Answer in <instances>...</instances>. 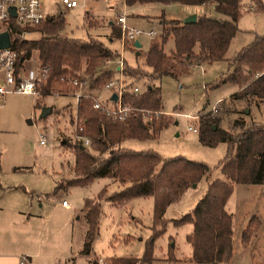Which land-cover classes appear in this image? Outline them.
<instances>
[{"label":"trees","instance_id":"obj_1","mask_svg":"<svg viewBox=\"0 0 264 264\" xmlns=\"http://www.w3.org/2000/svg\"><path fill=\"white\" fill-rule=\"evenodd\" d=\"M256 10L264 11L261 0H251ZM127 6L134 3H179L200 5L213 3V10L226 18L202 14L192 23L167 20L160 16V45L150 46L144 56L149 71L142 74L147 81L163 76L176 77L187 70L188 65L211 63L223 59L230 40L237 31L240 17V0H124ZM63 25L61 13L46 17L38 23L39 37L21 38L10 34V47L17 53L15 68L22 67L32 51L36 52L38 67H48L45 80L36 86V92L48 94L73 92L75 88L60 81L61 78L83 77L88 90H98L114 78V69H105L108 61L119 54L97 39L80 40L59 33ZM31 29V28H30ZM112 35V36H111ZM110 40L119 38V28L112 26ZM168 39L172 48L166 53L162 46ZM232 66L221 81H229L238 89L227 98L219 100L214 111L198 115V141L207 146L224 143L226 154L218 161L222 179L207 183L205 193L198 199L190 213L171 220L175 226L189 223L190 231L185 240L190 246L189 261L194 263L228 264L232 257L231 215L224 204L234 184H261L264 187V123L251 117L254 108L264 104V35L240 48L230 59ZM122 73L139 77L136 68L122 62ZM130 87V84L128 85ZM127 90L121 100L134 108L161 111L159 86L147 83L136 95ZM92 96L82 94L77 101V116L84 120V134L90 140L89 148H81L69 141L73 155L71 175L57 181L54 193L71 186H83L94 178H110L121 188L111 192L105 200L120 204L137 197H151V235L145 242L139 258L108 257L104 264H151L154 239L164 231L167 223L162 218L165 208L181 194L207 175L206 164L181 156L160 158L152 150L136 151L117 144L123 138L143 140L156 136L169 118L160 114L156 121L144 123L139 113L124 121H113L92 109ZM224 120L226 127L220 126ZM69 147V146H68ZM264 196V188H263ZM99 198L84 199L82 211L86 230L82 236L80 253L88 254L96 235L99 214ZM257 219L251 216L240 233V242L246 245L257 227ZM264 262V254H263ZM92 264H95L93 261Z\"/></svg>","mask_w":264,"mask_h":264},{"label":"rangeland","instance_id":"obj_2","mask_svg":"<svg viewBox=\"0 0 264 264\" xmlns=\"http://www.w3.org/2000/svg\"><path fill=\"white\" fill-rule=\"evenodd\" d=\"M72 1L76 5L64 9L61 0H41L45 18L60 12L63 19L60 34L80 40L98 39L115 50L125 66L141 72L137 78L138 87L145 88L147 82L146 79L143 80L142 74L147 67L144 55L150 46L160 45V20L154 18L146 21L131 16L130 11L125 10L124 0ZM261 2L264 6V0ZM179 6H168L164 10V17L180 18ZM240 6L237 31L222 60L201 63L198 67L188 65V70L176 77L163 76L156 80L162 115L169 118L166 125L156 136L143 140L128 138L120 142L121 147L136 151L150 149L160 158L181 156L204 163L209 168L208 174L193 184L194 187L187 188L176 201L165 208L162 218L167 223L164 231L152 243L151 264H221L187 261L191 250L185 236L191 225L185 223L175 226L171 220L190 213L205 193L207 183L223 178L218 161L226 154L227 146L224 143L203 145L198 141L197 132L187 131L186 127H197L199 114L211 111L217 101L227 98L235 91L234 83L221 81L232 69L228 59L241 47L250 44L255 36L264 35V11L256 10L251 0H240ZM89 8L91 14L87 15ZM121 12L127 13V27L154 32L151 37L136 36L139 48H122L117 38H107L109 25L101 17ZM204 12L209 16L226 18L217 14L213 8ZM98 18L104 25L97 23ZM112 25L113 28H118L115 19ZM38 31V27L26 28L20 37L35 39L40 35ZM171 48L172 41L169 39L162 49L167 53ZM114 64H117L116 59L106 62L105 67L111 66L112 69ZM38 68L36 52L32 51L29 58L23 61L20 76L34 75ZM36 95L37 92L35 95L9 93L0 99V185H14L26 191H34L32 199L40 216L38 233L42 235L50 253L63 257L65 254L62 252H68L70 246V250H75L73 264H88V261H95V258H101L104 263L106 258L113 256L141 257L145 242L152 233L151 197H137L112 204L105 197L121 186L118 183L107 186L106 178H94L86 185L67 187L54 193L57 181L71 175L73 155L68 142L74 141L71 136L72 127L69 126L73 98L69 95L49 94L40 101L38 99L41 98ZM42 105L51 107V112L41 118ZM152 115L151 121H156L160 116ZM251 117L255 122L264 123V104L254 108ZM220 126L225 128L226 122L222 120ZM38 134L45 136L47 142L44 146L37 144ZM263 188L261 184H234L226 199L224 209L232 218V257L228 264H264ZM92 198H99L96 235L90 252L78 255L76 251L80 249V245L76 232L71 236V224L77 222V215L83 218L81 208L84 199ZM62 200L67 203V207L61 206ZM251 216L257 219L258 225L249 242L243 245L240 233ZM173 258L176 259L175 263L171 261Z\"/></svg>","mask_w":264,"mask_h":264},{"label":"built area","instance_id":"obj_3","mask_svg":"<svg viewBox=\"0 0 264 264\" xmlns=\"http://www.w3.org/2000/svg\"><path fill=\"white\" fill-rule=\"evenodd\" d=\"M61 4L64 9L74 7L76 4L72 0H61ZM9 8H13L11 11ZM45 19L41 0H0V32L6 31L10 37V34H17V29L22 30L19 36L24 32L26 28H32ZM115 23L119 28V42L122 48L130 47L134 49L133 42L136 40V36L144 35L151 37L153 31H141L136 30L125 25V14L121 12L115 18ZM17 53L15 49L10 47L0 49V99L9 93L17 94H30L35 95L36 86L46 78L48 67L38 68L34 75L20 76L21 67L15 68ZM122 59L118 56L116 59L118 78L111 79L105 83L102 88L96 90L92 96V109L99 111L105 116L109 117L113 121H124L129 116L139 113L144 123H149L153 117L152 114L158 116L162 114L161 111H151L144 108H134L125 104L121 100V95L127 90V84L121 79L122 74ZM116 70V69H115ZM61 82L75 88L72 96L75 100V108L72 114V131L71 136L73 140L78 143L81 148H89L90 140L84 134V120L77 116V101L78 98L85 94L81 92V89L85 86V80L83 77L78 78H61ZM133 94H137L140 90L136 86H130L128 89ZM115 94L116 99L111 100V95ZM214 111V107L211 109ZM188 116V115H187ZM196 119V117H193ZM187 131L192 133L197 132L196 126H187ZM47 140L44 135L38 134L37 144L44 146ZM62 206H67L64 200L61 201ZM17 264H28V260L25 256H19ZM95 264H104L101 258L95 259Z\"/></svg>","mask_w":264,"mask_h":264},{"label":"crops","instance_id":"obj_4","mask_svg":"<svg viewBox=\"0 0 264 264\" xmlns=\"http://www.w3.org/2000/svg\"><path fill=\"white\" fill-rule=\"evenodd\" d=\"M124 5L126 8L125 10L127 11V9H128L130 11L131 16H136L141 20L148 21V20H151L154 18L160 20V16H162L164 19L177 20L181 23H182V20L186 16L194 15L195 19H196L197 16L202 15V14H206L204 12L205 10H209V9L213 8V3H205V4H200V5H185V4H179V3H164V4H162V3H134L130 6H127L124 2ZM171 5H178V6L180 5L179 6L181 8V10H180V12H181L180 16L181 17L180 18H178V17L165 18L164 17V10L167 9V7L171 6ZM239 7L241 10L240 3H239ZM86 13H87V15H90L91 9L89 8V10L86 11ZM116 14H118V13H113L111 15L101 17V19H104L105 23H107L109 25L108 34L106 35L108 39H110L112 26H113L112 23H113L114 19L116 18L115 17ZM126 15H127V13L125 14V16ZM99 19L100 18L97 19V21H98L97 23L104 25L103 23H101L99 21ZM160 24H161V20H160ZM97 25H99V24H97ZM161 27H162V25H161ZM231 40L229 42V45L231 43ZM229 45H228V47H229ZM153 46H155V45H153ZM156 46H158V45H156ZM139 47H140V45L138 47H134V49L139 48ZM228 47H227V49H228ZM127 49L134 50V49H131L130 47H127ZM227 49H226V51H227ZM226 51H225V53H226ZM225 53H224V55H225ZM224 55H223V58H224ZM200 64L192 63V64H190V66L192 65V66L198 67V66H200ZM104 68L110 70L111 66L106 68L104 65ZM112 69L117 70V64H114ZM21 70H22V67H21ZM143 71L147 72V71H149V68H146ZM116 78H118L117 72H115V74H114V79H116ZM121 79L127 84V86L129 84H130V86H136L140 91H142L144 89V88L138 87L139 81H137L138 79H135L134 77H128L122 73ZM144 79H146V78L143 77V80ZM145 82L157 85L155 79L152 81L146 80ZM129 88L130 87H128V89ZM237 89H238V87L236 85L235 91ZM235 91H233V92H235ZM81 92L94 94L96 92V90L90 91L86 88V86H84L81 89ZM55 94L69 95L70 97L73 98V110H72V114H73L74 108H75V100H74V97L72 96V93L68 92V93H55ZM36 96L41 98V99H38L40 101L43 99V97H41L39 95H36ZM43 106H45V105H42L40 108H42ZM50 112H51V107H50ZM49 113H47L46 115H48ZM72 114L70 115L71 118H69L70 124L72 123ZM70 124H69V126H71ZM127 139L128 138L120 139L117 146L121 147L120 142L127 140ZM61 144H63V141ZM106 181H107V186L110 184H116V182L112 181L109 178H106ZM113 191H115V190H113ZM33 195H35L34 191H32V190L26 191V189L19 188V186H14V185L1 186L0 185V264H17L18 257L21 255L25 256L27 258L28 264H73L72 263V261L74 260L73 253H75V250H73V251L70 250V246H69L68 252H65V251L62 252L63 254H65V256L62 254L63 257L60 256L59 254L56 255V254L50 253V249H48L45 246V242L43 241L42 235H40L38 233V223H39L38 217H40V216H39V212H38V207L35 206V201L32 199ZM67 206H62V207H67ZM81 210H82V208H81ZM82 214H83V211H82ZM76 219H77V222H74L71 224L72 227H71L70 233H72L71 236L73 237L75 235V232H76L77 237H78V241H79V245H80V249H81L82 236L86 230V222H85L84 218H80L79 215L76 216ZM80 249H78V251H76L77 254L78 255H86V254H81ZM93 261L94 260L88 261V264H92ZM171 261L173 263H175L176 259L173 258ZM187 261H189V260H187Z\"/></svg>","mask_w":264,"mask_h":264},{"label":"water","instance_id":"obj_5","mask_svg":"<svg viewBox=\"0 0 264 264\" xmlns=\"http://www.w3.org/2000/svg\"><path fill=\"white\" fill-rule=\"evenodd\" d=\"M11 11H13V8H9ZM195 21V16L194 15H189V16H186L183 20H182V23H192ZM10 44V38H9V35L6 31H2L0 32V49H3V48H7ZM133 46L134 47H138L139 44L136 40H134L133 42ZM111 100H115L116 99V95L115 94H112L111 95ZM50 112V108L49 107H46V106H43L41 108V113H40V117H44L47 113ZM62 143V142H61ZM192 187H194V185H192Z\"/></svg>","mask_w":264,"mask_h":264}]
</instances>
